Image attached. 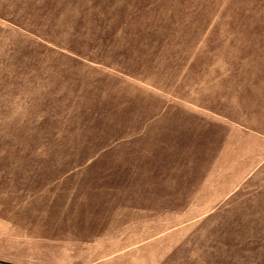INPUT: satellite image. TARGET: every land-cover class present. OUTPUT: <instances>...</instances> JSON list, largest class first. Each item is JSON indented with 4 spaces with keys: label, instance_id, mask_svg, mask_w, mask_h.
I'll use <instances>...</instances> for the list:
<instances>
[{
    "label": "rangeland",
    "instance_id": "1",
    "mask_svg": "<svg viewBox=\"0 0 264 264\" xmlns=\"http://www.w3.org/2000/svg\"><path fill=\"white\" fill-rule=\"evenodd\" d=\"M0 264H264V0H0Z\"/></svg>",
    "mask_w": 264,
    "mask_h": 264
},
{
    "label": "crops",
    "instance_id": "2",
    "mask_svg": "<svg viewBox=\"0 0 264 264\" xmlns=\"http://www.w3.org/2000/svg\"><path fill=\"white\" fill-rule=\"evenodd\" d=\"M151 187H146L148 190H152L153 192H163L162 195H159V199H165L167 201H192L193 199H201V201H208L209 195L206 193L212 191L208 188V185H182V187H178L176 184L170 183H160V184H153L150 185ZM180 192L181 194H177ZM166 193V194H165ZM208 204L205 205V207ZM166 212V211H165ZM160 217H158L159 219ZM157 219V220H158Z\"/></svg>",
    "mask_w": 264,
    "mask_h": 264
}]
</instances>
